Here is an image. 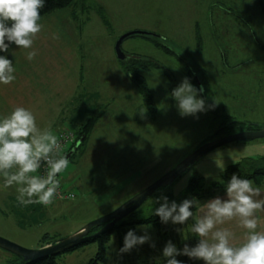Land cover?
Wrapping results in <instances>:
<instances>
[{
  "label": "rangeland",
  "instance_id": "obj_1",
  "mask_svg": "<svg viewBox=\"0 0 264 264\" xmlns=\"http://www.w3.org/2000/svg\"><path fill=\"white\" fill-rule=\"evenodd\" d=\"M211 8L212 13L233 9L239 16L210 17ZM40 22L46 30L47 57L75 65L78 58L84 66L83 87H93L100 94L98 103L104 104L96 107L99 116L84 153L70 158L68 169L58 174L61 186L75 194L74 200H59L49 207L19 206L15 187L5 189L0 178V236L23 247H40L44 234L64 237L113 210L213 139L225 118L264 122V12L258 0H74ZM131 31L158 37H126L121 43L125 58L118 59L115 42ZM133 72L143 78L145 94ZM185 78L196 89H204L198 98L204 99L205 111L194 116H181L171 96ZM91 114L84 113L81 122ZM81 122L68 129L75 133ZM258 156H264V142L217 147L139 210L148 211L163 197L181 204L195 171L206 187L220 181L228 165ZM165 224L176 227L190 247L191 221ZM137 230L139 236H149L148 242L159 240L153 225ZM117 248L113 236L107 244V264H116ZM96 249L90 242L56 256V261L85 264ZM12 261L13 255L0 248V264Z\"/></svg>",
  "mask_w": 264,
  "mask_h": 264
},
{
  "label": "clouds",
  "instance_id": "obj_2",
  "mask_svg": "<svg viewBox=\"0 0 264 264\" xmlns=\"http://www.w3.org/2000/svg\"><path fill=\"white\" fill-rule=\"evenodd\" d=\"M43 7L44 0H0V52L7 53L14 44L27 50V60L35 59L37 51L33 45L45 27L40 22ZM52 38L59 36L53 34ZM15 71L13 62L0 55V84H11L16 79ZM203 91V86L196 89L188 78L172 91L181 116L205 111L204 99L198 98V92ZM63 152L61 137L52 130L51 123L39 127L30 109L16 106L7 115H0V178L5 189L15 187L19 206L49 207L57 197L65 199L58 191L61 187L58 174L69 167V159ZM42 163L46 166L44 175L39 174ZM262 192L252 180L234 174L226 186L227 199L217 197L203 204L185 199L179 205L175 202L169 205L167 197H163L164 202L155 210L161 221L185 224L193 218L190 231L199 237L195 247L185 244L182 251L169 241L163 249V256L169 258L167 264H182L175 258L177 255L203 260L205 264H264ZM67 199L74 200L75 195L70 193ZM194 204L195 214L190 210ZM233 222L243 230L240 238L233 228L226 226ZM148 240V235L137 236L129 230L120 252H129Z\"/></svg>",
  "mask_w": 264,
  "mask_h": 264
},
{
  "label": "trees",
  "instance_id": "obj_3",
  "mask_svg": "<svg viewBox=\"0 0 264 264\" xmlns=\"http://www.w3.org/2000/svg\"><path fill=\"white\" fill-rule=\"evenodd\" d=\"M258 1L264 12V8L261 4V1L260 0ZM73 2L74 0H44V7L40 9L41 18L47 16V14H50L55 10L68 7ZM153 37H158V35H155ZM11 46L12 45H10V47ZM160 46L162 45L160 44ZM3 53L4 52H0V55H2ZM133 76H134V82L137 84L138 89H140L141 93L145 94L144 92L145 82L143 78L140 76L139 73L134 74L133 72ZM98 116L99 114L94 112L88 117H86V119L79 125V128L75 132L74 143L63 153L64 155H66L69 151H72L68 159L72 158L73 156L75 157L77 156L78 158L80 154L84 153L85 150L84 147L87 143L91 131L94 128ZM231 120L232 118L229 117L225 118L221 122V125L218 128V130L214 133L213 138L219 137L221 135L237 132L243 129L257 128L256 124L249 121L239 120V121L231 122ZM234 174L239 178L250 179L253 181L255 186H259L264 180V156H258L255 158L248 157L247 159L228 165L224 170L221 180L214 181L211 185L206 187L202 185L201 175L195 171L189 181L188 190L186 192V196L184 200L185 199L195 200L196 202L201 204L204 200H206V198L225 192L227 183L230 181L231 177ZM160 190L161 189H159L158 191ZM167 199L170 205L172 201L169 198ZM163 202H164L163 199L156 201L154 206L150 207V209L146 212H142L139 210V208H137L136 210L128 214L126 217L118 221L115 225L101 232L99 235L95 236L94 238L88 240L87 242L79 246L73 247L64 252L74 250L78 247H82L90 242H95L97 245L96 252L94 256L90 258L85 264H107V260H106L107 244L113 236H116L118 242L116 264H167V259L169 258L163 256L164 247L167 245L169 241H171L176 246L178 251H182L185 246L184 244L185 240L182 239L183 237L179 235L176 227L168 226L167 224L163 223L160 217L155 214V210L159 208ZM195 209H196V205L194 204L190 210L194 212ZM189 221H191V223L194 224L193 218H189ZM141 225L155 226L157 228L159 240L155 242L147 241L143 245L135 246L129 252L121 253L120 249L123 247L124 237L127 234V232L129 230H132L135 232L137 236H139L137 228ZM101 226L102 225L98 227H94L90 231V233L97 231ZM47 235L48 234H44L43 236L44 239H42L39 246H43L45 244L51 243L54 240H56V238L48 237ZM192 235L194 240L193 242H191L190 238L187 239L190 248L195 247L199 242L198 236H196L193 233ZM191 243H193L192 246ZM58 255L41 257L27 263H20V258L13 255L12 262L14 264H58L56 261V256ZM175 258L181 261L182 264H199L198 259L190 258L187 255H177Z\"/></svg>",
  "mask_w": 264,
  "mask_h": 264
},
{
  "label": "crops",
  "instance_id": "obj_4",
  "mask_svg": "<svg viewBox=\"0 0 264 264\" xmlns=\"http://www.w3.org/2000/svg\"><path fill=\"white\" fill-rule=\"evenodd\" d=\"M227 15L239 16L233 9H223L214 13H212V8L210 9V17L218 18ZM215 22L222 26L221 21L215 20ZM237 22L239 21H233L236 26ZM209 23L212 25V19ZM45 33L46 30H43L34 42L33 48L37 51V56L32 61L26 59L27 50L19 49L14 44L7 53L2 54L13 62L16 79L8 85L0 84V115H7L16 106H22L35 114L39 127L44 128L51 123L52 130L58 134L63 129L75 126L72 124L81 122L84 119V113L97 112L98 108L96 107L104 103H98L100 94L94 91L93 87H87V89L83 87L84 66L78 58L77 65H75L71 62L68 63L69 60L65 63L63 59L59 64L55 62L59 60L56 57H47V36L44 35ZM94 83L95 81L92 79L91 86ZM252 123L264 124L261 121H252ZM248 141L261 144L264 142V138ZM257 187L264 190V180ZM217 197L227 199L226 191L207 198L203 203ZM260 198H264V192ZM193 213H196V209ZM261 215L264 216V214ZM226 226L233 228L238 238L242 236L243 230L237 228L235 222ZM198 262L205 264L203 260L198 259Z\"/></svg>",
  "mask_w": 264,
  "mask_h": 264
},
{
  "label": "water",
  "instance_id": "obj_5",
  "mask_svg": "<svg viewBox=\"0 0 264 264\" xmlns=\"http://www.w3.org/2000/svg\"><path fill=\"white\" fill-rule=\"evenodd\" d=\"M260 1L264 8V0ZM136 34L149 35L150 33L144 31H131L119 36L115 42V53L118 59L123 60L125 58V54L121 49V43L123 39ZM150 35L155 36V34ZM235 121L238 120H231V122ZM256 126V129H243L237 132L215 137L207 142L202 143L191 153L181 159L175 166H173L171 169H169L167 172L157 178L155 181L135 193L133 196L122 202L113 210L109 211L108 213L102 216L88 221L71 234L58 238L51 243L45 244L37 248H26L0 236V248L19 257L20 263H27L41 257L50 255L55 256L73 247L79 246L87 242L88 240L94 238L95 236L99 235L107 228L115 225L118 221H120L128 214L139 208L159 189H163L171 185L176 178H178L185 171L189 170L195 164V162H197L201 157H203L206 153L210 152L211 150L236 141H246L264 138V124H256ZM71 153L72 151H69L66 154L67 158H69ZM100 225L102 226L97 231L90 233V231L94 227H98ZM81 232L83 233L81 234Z\"/></svg>",
  "mask_w": 264,
  "mask_h": 264
},
{
  "label": "built area",
  "instance_id": "obj_6",
  "mask_svg": "<svg viewBox=\"0 0 264 264\" xmlns=\"http://www.w3.org/2000/svg\"><path fill=\"white\" fill-rule=\"evenodd\" d=\"M59 137H61V142L64 145V152L74 143L75 141V133L73 130L71 129H65V130H61L58 134ZM63 152V153H64ZM46 171V166L42 163L41 169L39 171L40 175H44ZM62 195L65 196V199L63 200H70L67 199V196L72 193L74 194L72 191L67 190L65 188H63L62 186L60 187V189L58 190ZM75 195V194H74ZM61 199H59L58 197L55 199L54 202L59 201Z\"/></svg>",
  "mask_w": 264,
  "mask_h": 264
}]
</instances>
